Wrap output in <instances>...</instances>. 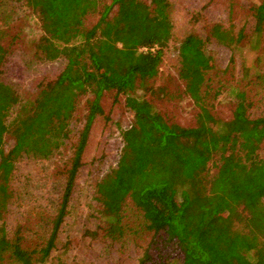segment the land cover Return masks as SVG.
<instances>
[{
    "label": "trees",
    "instance_id": "16d2710c",
    "mask_svg": "<svg viewBox=\"0 0 264 264\" xmlns=\"http://www.w3.org/2000/svg\"><path fill=\"white\" fill-rule=\"evenodd\" d=\"M38 14L43 34L37 48L45 60L66 59L60 73L41 85L36 98L21 105L12 125L6 123L18 90L0 81V220L11 197L10 180L23 156L49 157L70 137L79 98L87 93L86 122L66 173L58 207L45 241L35 247L0 224V264H45L56 246L68 213L91 126L103 112L105 90L126 95V104L141 117L122 131L124 145L117 167L97 184L99 200L111 219L109 235L125 233L128 199L142 211L152 237L140 259L172 264L178 249L182 264H264V115L251 117V101L239 91L233 116L220 121L210 114L206 40L189 33L179 47V74L187 92L199 104L196 123L168 121L139 88H148L173 33L169 0H26ZM116 12L112 14L113 9ZM264 10V5L257 8ZM99 12L96 23L86 17ZM257 26V30H261ZM210 35L227 46L242 39V31L216 22ZM0 30V69L7 49ZM14 137L5 150V134ZM218 170L209 162L222 150Z\"/></svg>",
    "mask_w": 264,
    "mask_h": 264
},
{
    "label": "rangeland",
    "instance_id": "374dc122",
    "mask_svg": "<svg viewBox=\"0 0 264 264\" xmlns=\"http://www.w3.org/2000/svg\"><path fill=\"white\" fill-rule=\"evenodd\" d=\"M169 1L172 37L164 48L158 74L147 81L148 88H139L137 93L149 99L168 121L185 126L196 123L200 106L187 92L179 74L181 41L189 33H196L206 40L210 59L206 74L210 114L220 121L231 119L242 90L251 101V117L264 115V10L259 11V16L256 11L264 0ZM98 18L99 12L89 14L86 26ZM216 22L235 33L242 31V39L233 46L223 44L210 35V27ZM257 26L262 29L257 30ZM0 30L7 49L0 81L12 84L20 95V101L6 117L10 127L21 105L36 98L41 85L60 73L66 59L45 60L39 55L37 44L43 30L38 14L26 0H0ZM92 97L89 92L79 98L70 137L54 154L23 156L16 163L10 180L12 194L7 208L2 210L0 224L4 223L12 235H23L25 244L32 247L42 244L48 236ZM101 105L103 112L91 126L68 213L45 264H160L156 251L151 253L152 260L140 261L152 232L146 227L142 211L130 199L122 223L125 233L119 237L109 235L111 219L98 198L97 184L117 167L124 145L122 131L141 114L131 109L126 95L115 88L105 90ZM13 144L14 137L7 132L5 150ZM260 152L264 153V142ZM233 153L230 149L216 153L209 162V175L217 172L221 156ZM170 260L172 264H182V253L173 248Z\"/></svg>",
    "mask_w": 264,
    "mask_h": 264
}]
</instances>
